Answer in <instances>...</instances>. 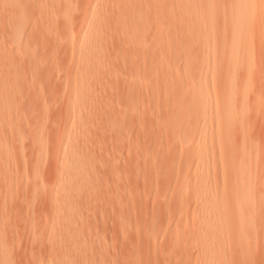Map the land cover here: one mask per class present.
I'll use <instances>...</instances> for the list:
<instances>
[{"label":"rangeland","instance_id":"rangeland-1","mask_svg":"<svg viewBox=\"0 0 264 264\" xmlns=\"http://www.w3.org/2000/svg\"><path fill=\"white\" fill-rule=\"evenodd\" d=\"M4 1L0 0V7H3L0 8L2 22V18L7 21L5 12L9 13L7 10H12L17 4H5ZM33 1L26 8L29 12L31 5L39 6L41 10L36 6L33 9L37 8L39 14L41 13V16H35L40 25H36L38 21L35 17V21L30 17L36 9L32 13L29 12L30 16L25 10L26 17L29 18L26 20H30V24L28 21V27L23 24L28 28L24 34L5 36L8 31L6 29L3 31L4 36L0 34V40H5H2L3 43L0 41V48H3L6 54H15L17 43H20L18 40L28 37V40H23L28 43H25L26 62L22 64L25 67L21 69L20 66L24 74L20 79L25 77L24 83L23 80H18L23 87H17V82L12 91L19 102L13 97L14 100L18 104L22 101V105L20 103L18 106V110L19 107L21 109L18 111L16 108V112L13 111L15 114L11 111L9 116H6L8 123L5 121L7 124L3 122L0 125V264H58L57 262L63 261L59 254V239L65 232L69 234L71 246L63 264L237 263L234 262L233 253H236L239 261L241 247L234 248L238 245L237 237L235 244L233 243L232 236L235 234L231 236L232 233L225 232L219 244L211 245L209 237L211 238L212 228L207 227L204 203L200 206L197 202L192 192L194 184L191 182V176H187V170H195V147L200 141V148H205L208 155L217 158L215 164L211 162L208 173H203V180L212 193L217 192L218 196L222 197V206L228 204L231 195L227 194L230 192L224 193L230 189L226 187L227 176L219 173L222 172L220 156H225L223 152L228 148L223 151V147H214L210 139V131L215 134L218 128L215 115L205 119L208 124H212L207 127L208 137L204 134L207 139L196 136L190 141V145L186 143L187 133L194 134L204 121L200 113L195 114L199 97L208 95L205 100L209 104L221 100L213 91L212 70H207L206 63L215 60L224 66L228 56L227 50L233 40L226 33L224 20L228 19H225L222 10L227 2L229 5L231 2L235 8L238 7L237 1L185 0L183 16L174 22L166 9L154 3L134 5L131 2L99 0L98 8L101 12L110 8L116 16L113 19L99 16L91 20L90 31H97L95 33H98L100 38L89 51L91 69L85 84L77 91H74V84L78 72L71 66L69 59L79 57L84 49L76 44L70 56L67 41H63L66 35L64 22L65 15L72 12L75 13L74 17L70 14L76 19L74 24L80 25L78 16L81 18L80 12L82 13L81 9L87 0ZM159 1L163 0H157L158 3ZM23 2L29 1L22 0L20 5ZM72 6L75 10H70L73 9ZM53 7L55 10L51 9ZM252 7L253 15L256 14L258 18L253 33L247 37L252 46L253 60L251 66L248 62L244 63L246 74L241 76L239 84L242 91L247 90V100L255 99L254 102H257L244 103L239 94L233 105L239 108V114L245 112V106L247 108V114L244 113L247 127H250L247 136L256 148L253 174L255 182L257 180L260 183L256 184L255 190L259 187L258 190L262 191L257 193L264 198V0H254ZM122 12L125 16L133 14L131 16L137 17L138 28L129 23L125 24L120 17ZM37 16H40V19ZM76 25L71 29L72 33L76 31ZM86 28L87 26H84L82 32H85ZM34 31L38 33L35 35ZM31 37L33 42L30 41ZM22 39L20 41L24 45ZM22 44L19 45L23 46ZM122 46H126V50L122 49ZM141 46L147 48V56L151 59H154L152 53L158 57L162 49L168 51V65L163 72V75L167 76L166 87L152 80V75L142 76V69H139L140 72H132L129 56L132 50ZM179 48H182V53L178 52ZM236 59L242 61L239 56ZM218 71L217 78H226L224 70ZM131 72L137 77L138 84L144 85L145 89L140 87L142 85L137 87L140 88L138 92L142 89L140 95L143 89V95L147 94L146 91L149 93L144 97L142 95L141 99L145 98L146 101L149 95L148 101L159 102L161 115L157 108L153 109L151 117L145 114L148 118L145 117L144 120L142 119L145 115L140 114L141 118L140 115L137 117L126 112L123 98L131 91V87L116 81L117 78H120V81L125 80ZM109 78H114L116 84ZM217 78L216 81H219L220 78ZM15 80L13 83L17 81ZM149 80L152 81L150 86L147 83ZM222 80L224 83L225 79ZM64 82H67V88ZM106 83L109 85L105 86ZM216 86L217 84L215 88ZM17 89L20 91H16ZM120 98L122 101H119ZM11 101L14 102L12 98ZM91 101L97 102L98 108L84 114L82 124L74 125L71 118L63 120L64 107L68 103L88 104ZM17 102H14L13 106H17ZM112 120H118L117 124L121 123L122 132H119L118 136L110 131ZM236 132L233 134V142L238 144L242 142V135ZM149 137L152 140L148 139ZM73 141L75 143L72 148L70 143ZM189 147L191 148L188 149ZM71 150L74 151L77 168L83 169V176L79 177L81 182L75 187H71L66 180L63 181L62 191L67 189L69 193L60 195L57 190L58 177L60 178L61 170L67 167L62 158L64 152ZM147 151H150V156ZM147 162H152L151 169L154 170L149 177L141 173L150 167ZM138 166L142 171L139 172ZM130 167L136 168L138 172L132 170L134 168L131 169L133 172L128 171ZM65 174L66 178H69L72 173L68 171ZM145 179L147 182H144ZM178 181L184 182L183 193L178 192L182 189H176ZM149 182L151 183L148 188ZM263 209L255 212L256 223H264ZM65 213H69L70 221H57L58 217ZM259 226L258 233L261 227ZM253 236L249 238L251 246L248 249L250 253L247 252L248 260L254 257L251 263L255 264L256 261V264H260L259 262L263 261L261 264H264V239H259L255 233ZM54 239H58V244ZM252 239L255 242H252ZM2 240H6V243ZM52 240L54 242L50 243ZM232 243L234 246H231Z\"/></svg>","mask_w":264,"mask_h":264},{"label":"bare ground","instance_id":"bare-ground-1","mask_svg":"<svg viewBox=\"0 0 264 264\" xmlns=\"http://www.w3.org/2000/svg\"><path fill=\"white\" fill-rule=\"evenodd\" d=\"M5 1L3 2L5 4L11 3V2H17V4L14 6V8L12 10L10 8H9L10 10L9 9L7 10L9 13L5 12V14H7L6 15L7 17L5 16L7 18L6 19L7 21H5V18H2L4 22H2L0 20L2 22V23H0V34L2 33V36H4L5 32H3V31H5V29L8 30L7 34L5 36L9 35V37H10L11 35L17 34V33L18 34H20V33L24 34L25 29L28 27L26 24L28 22L30 24V20L29 21L26 20L29 18L26 17L27 13L25 12V10L27 11L26 7L30 6L28 4H30L34 1L28 0L29 2H25V3L23 2L22 5H20V3H19L22 0H5ZM111 1L115 2V3L131 2L134 5H137L138 3L144 4L147 2H150L152 4L154 3V4H157L158 6H161V8L166 9L169 12V14H170V16L174 22L183 16L184 5H185V0H163L161 2L159 1V3L157 2V0H110V2ZM230 1H232V0H230ZM236 1H237L238 7L235 8L231 2H230V5H229V2H227L226 3L227 5L222 10V14H224V16L226 17L225 19H228V20H224L225 24H226V29H227L226 33H227V35L229 34V36L233 40L229 46L230 49L227 50L228 56L225 59L224 66H222V64H218L217 62H215V60H213L211 62L207 61V63H206L207 70H212L211 81H214L213 82V86H214L213 91L216 95H219L221 97V100L219 102L217 101V102H214L212 104H209L205 100L207 97H209L208 95H206L205 97H203L204 95L200 96L199 97L200 100H198L199 103L195 109V111H196L195 114H197V112L200 113L202 118H204V121L201 122L202 125L199 126L198 131H195L194 134H192L189 131L190 133H187V135H186V137H187L186 143H189V145H190V141L195 139L196 136H199V137L202 136L203 138H206V137H204V134H206L208 132L207 127L208 126L211 127L212 124H208L207 120H205V119L209 116L211 117L213 114L215 115V118H217L216 123H215V124H217V127H218L217 131H215V134H213L212 130L210 131V134H211L210 139H211V142L213 143L214 147H220V148L223 147V151L228 148L225 152H223L226 155L225 156L221 155L220 156L221 158L219 159L221 161V166H220L221 168L220 169L222 170V172L219 171V173H222V174L224 173V176H227L226 177L227 179L225 180L227 182V184H226V182H225V184L227 185L226 186L227 188L228 187L230 188V189L228 188L229 191L224 192V193L230 192V194L229 193L227 194V196L231 195L230 198L227 197L229 199L228 204L222 206V202H221L222 197L220 198L218 196L217 192L212 193L211 192L212 190L209 189L207 183L205 182V180H203V176H202L203 173H205V174H206V172L208 173V170L211 167V162L212 163L214 162L213 164H215V161L217 158L214 156L208 155V150H206L205 148H200L202 146V143H200V141L197 144V146L195 147V150L197 151L196 157L194 158V161H193L196 164L195 170H194V172L187 170L188 171L187 176L188 175L191 176V180H192L191 182L194 184V186L192 188V192L194 193V196L196 197L197 202L200 204V206L202 203H204V210H206V212H207V218H206L207 227L212 228V233L210 234L211 238L209 237V239L211 240V241L209 240L211 245L216 246V243L219 244L223 240L222 235L225 232H226L225 234H227V232H229V234L232 233L231 236L235 234L234 236H232L234 238L233 243L235 244V240H237L236 239V237H237L238 240H237L236 244H238V245L234 246V244L232 243L231 246H234L235 249L238 248L237 246H240L241 249L239 248L240 249L239 252H241V254L238 255V257L240 259L239 260L240 263H239V261L237 260V255H235L236 253L234 254L231 251L233 253V259L235 260L234 262H237L234 264H253L251 262H253L254 257L252 260H248V253L247 252L250 253V251H248V249L251 246V243L249 242V238L251 236H253L255 233L256 236L259 237V239H261V238L264 239V237H263L264 234H262L264 232V230H263L264 229L263 228L264 223L258 222L259 223L258 224L255 222L256 221L255 216L257 215V213H255V212H257V210H259L260 208H261V210H262V208H264V206H263L264 198H261L262 195L259 194V192H260L259 190H261V189L258 190L259 187L257 188V191H259L258 193L255 190L256 184H260V183H258L257 180L255 182L254 174H253V172H254L253 169L255 168L254 162L256 160L255 159L256 148L252 144L253 142H251L250 138H248V136H249L248 132L250 129L248 130L249 125L247 127L248 123H246V120L244 118V116L247 114L246 113L247 108L245 106L243 108V111H245V112H243V114L242 113L239 114L238 113L239 108H237L233 105V101L235 100V98L239 94L242 98V101H244V103H247V101L248 102L250 101V100H247V97L249 96L247 94V90H244V91L241 90V87L239 84V79L241 78V76L243 74H246L245 69L243 68L244 63L248 62L249 66H251V62L253 60V58H252L253 54H252V50H251L252 46H251V43L247 37H249V35L251 33H253L255 23L257 22L258 18L256 16V14L253 15L252 5H253L254 0H236ZM98 3H99V0H87L86 1V3L83 5V7L85 6L84 9H83V7H82L83 10L81 9L82 13L80 12V15L82 14L81 18L76 14L79 18V19L78 18L77 19L81 20V21H79L80 25L74 24V20H76V19L75 18L73 19L71 15H73V17H74L75 13L72 14L71 11H70L71 15L70 14H68V15L66 14L67 16L65 15L66 21L64 22V20H63V22L65 23V29L64 30L66 31L65 32L66 35H64V38H63L65 40H63V41H67V44H68L69 49H70V56H72L71 54H72L73 49H74L76 44L81 45V48L84 49V52L82 51V53L79 57L75 58L74 60H73V57H71L69 59L71 66H73L74 70H76L78 72L76 74V79H75L76 82L74 84V91H77L78 88H80L81 86H83L85 84L87 74L91 69V64L89 61V51L91 50V48L96 43H98L99 38H100V35L98 33H95L97 31H95V32L90 31L91 30V20L93 21V18H99V16L104 17V18H111V19L115 18V16H116L114 14V11L113 12L110 11V8L109 9L106 8L104 11L101 12V10H99V8H98ZM31 6H32L31 7L32 9H31V11H29L30 13H32L33 10H35V9L36 10L31 14V16H30V13L27 11L28 16H30L31 18L33 17V20L35 21V19H36L35 16H36V14L37 15L39 14V12H40L39 10H41V9L38 8L39 6L37 7L36 5L35 6L39 10L37 8L33 9V7H35L34 5H31ZM1 7H2V5H1ZM44 9H45V7H44ZM51 9L55 10L54 7ZM70 10H75V9L73 7V9H70ZM47 12L49 13V11H47ZM76 15H75V17H76ZM131 15H133V14H126V16H125L124 12H122L120 17L123 18V21L125 22V24L128 25V23H129L132 26L138 28V26H139L138 18L131 16ZM40 16H39V18L37 16V18L40 19ZM34 17H35V19H34ZM230 20H231V22H230ZM36 21H38V20L36 19ZM23 24H25V26H27V27L25 28V26ZM31 24H32V22H31ZM36 25L37 26L40 25L39 21ZM71 25L73 27H71ZM74 25H76L77 29L75 28L76 31L72 33L71 29L75 27ZM84 26H87V28H86L85 32H82ZM36 27L34 26V28H36ZM141 27H142V24H141ZM3 33H4V35H3ZM34 33H35V31H34ZM36 33H38V31H36ZM36 33H35V35H36ZM25 35H26V33H25ZM28 35H29V33H28ZM22 36H24V35H22ZM32 37L30 38L31 42H33ZM27 38L25 37L26 40H28ZM21 39H22V37H21ZM25 39H22V41ZM241 39L242 40L245 39V41L242 42ZM2 40L5 41L4 39H2ZM2 40H0V41L3 43ZM20 40H18V41L22 44V42ZM36 41H35V43H36ZM20 43H17V44L19 45ZM23 43H24V45L22 44L23 46L17 45V47L19 49L16 48V51L14 52L15 54H13V53L6 54L7 52H5L3 50V48H2V50L0 48V50L2 51L0 53V125L5 121L7 122V120H8L7 117L9 116L8 114H10L11 111H12L11 113H13V111L16 112V108L18 110V106H20L19 104L22 102L21 101L18 104L19 101H18L16 96H13L12 91L14 89L15 84H17V82L19 83V84H17V87L22 86V85H20L21 81H18V80H23V83H24L25 77L20 79L21 75L23 74V72H22L23 70H20V66H21V69H23L25 67L22 64L24 63V61L26 62V60H24V59H26L25 53L27 52V44L28 43L26 41H23ZM25 43H27L26 46H25ZM0 47H2V45H0ZM124 47H126V46H124ZM124 47L122 46V49H124ZM141 47H138L137 50H132L131 56H129V59H130L129 62L131 64L130 66H131L132 72L133 71L137 72L139 69H142V76H143V74H144V77H145V74L152 75V76H150V77H152V80H154L157 84H161L162 86L166 87V85H167L166 77L167 76L163 75V72H164V69L168 65V63H167V52L168 51H166L165 49H162V51L160 52L158 57H156L154 55V53H152L151 55L154 57V59H151V58H149V56H147L148 55L147 54V51H148L147 48H145L143 46H141ZM126 48L124 50H126ZM178 52L182 53V48H179ZM169 56L170 55H168V58H169ZM238 56L242 58L241 62L236 61L237 60L236 58ZM246 57H251V59L248 60ZM243 59H245V60H243ZM220 67H222V68H220ZM219 69H222L225 71L224 74H226V78L224 76H223L224 78L220 76L222 79H225L224 83H223L224 80H222L220 77H219L220 79L216 77L217 73L219 72L218 71ZM140 71L141 70H139V72ZM132 72H131V74L128 73V74H130V76L129 77L127 76V78L125 80L123 79V81H120V78H117L118 80L116 79L117 83L119 82V84H120V82L121 83L124 82L123 84H125L126 87L127 86L131 87L132 92L130 91L129 93H126L128 95L124 96L125 98H123V100L125 102L124 106H126V110H127V111L126 110L125 111L130 112L131 115L133 114L134 116L136 115L137 117L140 114L142 116H144L146 114L148 117L149 116L151 117L152 113H153V109L157 108V112L160 114L161 112H159L160 111L159 110V104H160L159 102L158 103H157V101L153 102L152 99H150L152 101H148L147 98L149 97V95L146 97V101H145V98H143L144 101H143V99H141L142 95L144 94L145 88H144V85H142L141 83H140V85H142L143 87L138 84L137 77ZM207 73H208V71H206V74ZM13 78L17 80V81L15 80L16 81L15 83H13L14 82ZM17 78H19V79H17ZM216 78H217V80L219 79V81H216ZM109 79L107 81H109ZM112 79H113V82H115L114 78H111L110 81ZM148 79L149 78L147 76V80ZM145 80L146 79H144V81ZM144 81H142V82H144ZM150 81L151 80H149V82L146 81L147 83H149L148 84L149 86H150ZM220 81L224 84V86H222L223 84H221ZM116 82H115V84H116ZM146 82H145V84H146ZM218 82L221 84V85L219 84L220 86L218 85ZM64 83L66 84V88H67V82H64ZM111 84H112V86H114L113 83H111ZM216 84H217V86L215 88ZM106 85H109V84L106 83L105 86ZM138 85L141 88H144L143 92H142L143 94L141 93V95L139 92H141L142 89L138 92V90L140 89V88H137V87H139ZM115 86H117V85H115ZM17 87H15V89ZM20 89H21V87H20ZM20 89H17L16 91H18V90L20 91ZM147 89L149 91L150 87ZM102 90H103V88H102ZM21 91H22V89H21ZM217 91H219L218 92L219 94H217ZM245 91H246V93H243ZM240 92H242V93H240ZM18 93L20 94V92H18ZM145 93L149 94L147 91ZM146 95H143V97ZM13 97L16 98L18 102L16 100H14ZM11 98L13 99L14 102H17V104H18L17 106L16 105L13 106L14 102L12 103ZM75 98L76 97H74V99ZM254 98H256V97H254ZM20 99L22 100V98H19V100ZM121 99L122 98H120L119 101ZM248 99H250V98H248ZM254 100L255 99H252L253 102L252 101H250V102H252V104H255L257 102V100L255 102H254ZM41 103H42V101H41ZM21 105H22V103H21ZM194 106H195V104H194ZM247 107H248V104H247ZM97 108H98V104L95 101H91L88 104H86V103H74V104L68 103L64 107L65 110L63 109L64 110V112H63L64 119L63 120L66 121V119L69 120V118H71L72 123L74 125L80 124V123L82 124V122L84 121V118H83L85 116L84 114H88L90 112H93ZM20 109H21V107H19V110ZM59 112L61 113V111H59ZM244 113H246V114L244 115ZM13 114H15V113H13ZM159 114H158V116H159ZM16 115H14V116H16ZM141 115H140V117L142 118ZM146 115L143 117L142 120H144ZM148 117H146L145 119H147ZM6 122L4 124L8 123V122L7 123ZM111 122L112 123L110 124V126L112 127V130H110V131H113L115 133L114 135L118 136L120 134L119 132H122L121 123L117 124L118 120L117 121L112 120ZM44 124L47 125V123H44ZM49 124H51V123H49ZM40 125H41V123H40ZM108 130H109V128H108ZM234 132H236V134H238V132H239V134L242 135L241 136L242 137L241 143L237 144V142H233ZM208 134H209V132H208ZM207 137H208V135H207ZM146 139H147V137H146ZM146 139H145V141H148ZM148 139H151V138L149 137ZM234 141H236V140H234ZM74 143H75L74 141L70 143L73 145L72 148L74 147ZM181 143L183 144L182 141H181ZM224 146H226V148ZM252 146H254V147H252ZM190 148L191 147H189L188 149H190ZM128 149H129V147L127 148V150ZM131 150H133V149H131ZM145 151H146V148H145ZM132 152L134 153V151H132ZM148 152H150V151H147V154H148ZM188 152H189V150H188ZM145 154H146V152H145ZM147 154H146V156H147ZM128 155H129V153H128ZM150 155L148 154V156H150ZM62 159H63V161H65V165L67 167L63 168L61 170L62 172H60L61 173L60 178L58 177L59 185H58L57 190H59L58 192L60 195H61V193H63V194L69 193V191L67 189H64L62 191V186L64 185L63 181L66 180L70 184L71 187L72 186L75 187L76 185H78L81 182L80 178H82L81 175L83 174V169L79 170L76 166L77 163H76V159H75V155H74L73 150H71V152H68V153L64 152V156ZM147 163H148L147 166L150 165L149 168L147 167V169H144V171H142V170H139V166H138V170H139V172L142 171L141 173H144L145 176L149 177V176H151V173H153L154 170L152 171V169H153L151 166L152 162L150 164H149V162H147ZM153 165H155V163ZM217 165L218 164H216V166ZM127 168H129V167H127ZM132 168H134V167H132ZM132 168L130 167V169L128 171H130ZM136 168H134L132 170H134V171L136 170L138 172V170ZM145 168H146V166H145ZM86 169L88 170L89 168H86ZM157 169H158V167H157ZM68 171H71L72 174H71V176H69V178H66L65 173H67ZM155 171H157V170H155ZM121 172H124V171H121ZM115 174H116V172H115ZM133 174H135V173H133ZM199 174L201 177L199 176ZM222 174H220V175L223 178ZM257 176L259 177V175H257ZM148 177H146V178H148ZM152 177H154V176L152 175ZM228 178H230V180ZM231 179H232V181H231ZM145 181H146V179L144 180V182ZM229 181H230V183H229ZM150 183L151 182L148 183V188H149ZM183 183H184L183 181H178L177 185H176V189L179 190V188H180V190H181L183 188ZM127 184H128V181H127ZM262 185H263V182H262ZM258 186H260V185H258ZM226 187L224 188V190L226 189ZM121 188H120V190H121ZM115 191H117V189H115ZM146 191H145V193H146ZM126 192H127V190H126ZM178 192L183 193L184 190L182 189L181 191H178ZM114 196H115V194H114ZM125 196H126V193H125ZM230 199H231V202H230ZM118 200H119V197H118ZM128 203H129L128 204V207H129L130 202L128 201ZM130 209L132 210V208H130ZM259 216L260 215H258V217ZM259 218H261V217H259ZM57 221L69 222L70 221L69 213L61 214L58 217ZM260 221H262V220H260ZM261 224L263 226H261ZM244 225H246V226H244ZM258 225H260L263 228L262 229L259 226L260 230L262 229L261 231L259 230L260 234L258 233V229H257ZM232 231H234V232H232ZM253 231H254V233H253ZM261 234H262V236H260ZM1 236H3V235H1ZM61 237L62 238L59 239L60 247L57 245L58 239H54V240H56L55 243H57L56 244L57 247L60 248V250H59V248H57V249L60 251L59 254L61 255V257L63 259L62 262L61 261L57 262L58 264H63L64 261L67 259V254H68V251H69L70 246H71V239L69 237L68 232H65V235L62 234ZM241 241H243V242L239 243ZM253 241L254 240L252 239V242ZM2 242L6 243V240H2ZM52 242H54V241L52 240L50 243H52ZM258 242H261V241H258ZM239 244H241V245H239ZM252 244L255 245L254 243H252ZM2 245L4 248L5 246L3 243H2ZM50 245L53 246L54 244H50ZM257 245H258V243H257ZM256 248H258V247H256ZM232 249H233V247H232ZM259 251H260V249H259ZM259 251L257 252L258 255L260 253ZM234 252H236V250ZM253 252H255V250L252 251V254H254ZM252 254H251V256H254ZM257 258L259 259V257H257ZM258 259H255V260H258ZM262 262L263 261H260L259 263L261 264ZM255 264H256V261H255Z\"/></svg>","mask_w":264,"mask_h":264}]
</instances>
